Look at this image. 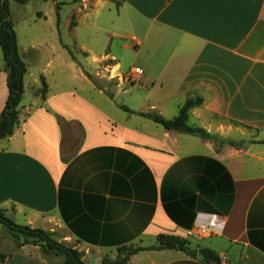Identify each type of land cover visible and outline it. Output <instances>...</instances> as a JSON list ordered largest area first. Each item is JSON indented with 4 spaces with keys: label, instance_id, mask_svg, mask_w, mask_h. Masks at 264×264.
<instances>
[{
    "label": "crops",
    "instance_id": "1",
    "mask_svg": "<svg viewBox=\"0 0 264 264\" xmlns=\"http://www.w3.org/2000/svg\"><path fill=\"white\" fill-rule=\"evenodd\" d=\"M104 2L115 5L107 8L110 35L133 48L137 63L126 69L112 49L98 57L130 76L124 92L138 97L116 105L137 122L120 123L79 97L67 102L49 83L45 98L41 85L31 102L24 93L18 125L0 139V209L54 232L84 253L83 264L117 259L123 245L151 246L160 234L214 250L219 264H264V0H75L71 29L83 14L99 18ZM7 78L2 53L0 115ZM198 97L190 124L217 141L151 125L140 114L173 118ZM212 214L217 232L202 236L198 226ZM58 257L26 244L0 264H55ZM126 264L208 263L153 249Z\"/></svg>",
    "mask_w": 264,
    "mask_h": 264
},
{
    "label": "rangeland",
    "instance_id": "2",
    "mask_svg": "<svg viewBox=\"0 0 264 264\" xmlns=\"http://www.w3.org/2000/svg\"><path fill=\"white\" fill-rule=\"evenodd\" d=\"M104 3L106 7L102 8L99 18H96L95 12L85 18L83 14L81 25L73 30L71 28L72 23L75 24L77 7L75 0H30L21 4L10 2L18 46L28 72L25 74L26 102H31L35 98L36 87L40 85L42 87L43 70L53 92L61 90L67 102L79 97L96 104L120 123L137 122L136 119L126 118L127 113L117 106L132 104L133 99L138 97L136 93L131 95L124 92V87H131V79L128 78L130 76L126 73L115 74L116 68L110 57H98L112 49L121 56L123 65L128 66L126 69L137 63L133 48L127 50L123 47L124 39L112 38L110 35L109 31L112 29L110 19L114 14L110 16L107 8L109 6L115 9V5L110 2ZM84 21L89 22L82 23ZM93 21L97 27H90ZM81 46L87 47L97 56L81 50ZM122 81L123 87L114 92ZM96 86L104 92H100ZM113 92L114 97L107 94ZM150 123L156 125L152 120ZM5 214L11 216V213ZM13 220L18 224L27 225L22 218ZM19 242L11 235L8 227L0 223V251L7 255L11 254L17 250ZM55 259V264H63L60 260L64 261L62 256ZM86 264L94 263L89 258Z\"/></svg>",
    "mask_w": 264,
    "mask_h": 264
},
{
    "label": "trees",
    "instance_id": "3",
    "mask_svg": "<svg viewBox=\"0 0 264 264\" xmlns=\"http://www.w3.org/2000/svg\"><path fill=\"white\" fill-rule=\"evenodd\" d=\"M26 3L30 0H0V47L5 61V68L8 71L7 84L9 96L6 105L0 115V139L9 137L13 134L20 118V104L25 92V74L27 72L26 62L24 61L17 42V34L14 29V21L11 15L10 2ZM74 26V23H72ZM67 47V46H66ZM42 87L38 90L39 94L45 98L48 92V84L45 77H41ZM203 99L187 100L179 109V113L173 118H165L155 111L142 112V116L149 118L156 124L167 130L188 133L199 136L204 139L218 140L216 136L209 133L200 126L190 124V111L196 106H200ZM126 111H131L127 106H122ZM235 144L232 141H229ZM0 223L8 227L11 235L20 242L17 247L20 248L26 244L41 246L46 255L62 256L63 264H83L84 253L73 246L58 241L55 233L43 228L31 227L30 225H21L16 223L5 211L0 209ZM186 239L179 236L160 234L157 242L148 247H133L123 245L119 247L120 255L117 259L105 257L103 264H126L132 255L143 250H161V249H179L192 256L200 255L208 264H219L221 259L219 255L210 248H200L192 250L188 247ZM8 255L0 251V262H4Z\"/></svg>",
    "mask_w": 264,
    "mask_h": 264
},
{
    "label": "built area",
    "instance_id": "4",
    "mask_svg": "<svg viewBox=\"0 0 264 264\" xmlns=\"http://www.w3.org/2000/svg\"><path fill=\"white\" fill-rule=\"evenodd\" d=\"M218 215L212 214L210 219L207 221L200 222L198 226V231L202 236H211L213 233L217 232L218 224Z\"/></svg>",
    "mask_w": 264,
    "mask_h": 264
}]
</instances>
